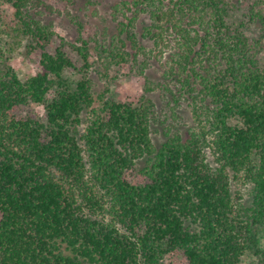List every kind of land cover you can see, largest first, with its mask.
<instances>
[{"label": "trees", "instance_id": "1", "mask_svg": "<svg viewBox=\"0 0 264 264\" xmlns=\"http://www.w3.org/2000/svg\"><path fill=\"white\" fill-rule=\"evenodd\" d=\"M5 1L41 69L0 75V264H167L171 253L182 264H264V0L239 25L236 0L113 6L123 18L110 45L96 46L102 63L143 75L160 55L159 86L189 103L193 124L168 126L163 139L150 84L138 103L104 92L95 105L86 37L68 44L77 61L62 40L52 45L38 16L78 0ZM241 180L247 201L232 193Z\"/></svg>", "mask_w": 264, "mask_h": 264}, {"label": "rangeland", "instance_id": "2", "mask_svg": "<svg viewBox=\"0 0 264 264\" xmlns=\"http://www.w3.org/2000/svg\"><path fill=\"white\" fill-rule=\"evenodd\" d=\"M121 0H101L96 5L88 3V0H78L74 6L67 7L65 4L58 3L55 6V12L42 13L38 16L44 23L50 25L54 31L52 45H60L61 42H65L66 50L77 61L79 57L76 51L72 49L71 44L79 45L80 36H85L89 42L90 51L92 52L93 66L87 71V78L92 82L93 93L96 100L95 105L98 104L102 93L106 92L108 98H112L118 102H132L138 103L143 96L144 89L147 84H150L154 90L151 93H147L154 102L157 104V111L159 113V119L155 126L158 132L155 134V138L163 139L164 132L168 126L172 128H181L182 132H185L188 127L193 124L192 114L190 112L189 103L181 98L177 103L174 102L172 97L159 86L160 83L166 84L163 75L165 73V58L160 59L153 57L150 61V67L145 69V74H138L136 70L131 69V65L128 68L120 69L117 65H111L108 68L106 64L102 63V59L105 54L101 53L102 57H99L96 51V46H109L114 33L118 30L117 19L123 18V15L113 9V6ZM238 1V7L231 16V23L239 25L245 19L244 15L248 10V4L252 0H236ZM0 48L2 51V57L0 59V75L5 72L8 67H12L18 76L22 80H26L29 77L35 75L40 71L41 66L38 60L33 59L29 51V43L31 39L29 37H23L17 30L14 17V8L11 4L5 0H0ZM84 29L83 35L80 28ZM108 32V35H106ZM252 36L258 35V28L254 25L250 26V30L247 31ZM141 34H139L140 37ZM126 36L124 33L123 37ZM62 40V41H61ZM141 43L148 49L153 47V41L146 38L141 39ZM70 44V45H68ZM102 58V59H101ZM141 58L144 57L141 55ZM113 77L115 79L113 80ZM73 79H80L81 75L71 76ZM169 98V103L168 99ZM35 109L41 110L37 105H33ZM87 111L82 114L81 130L86 127ZM164 122L163 124H161ZM176 130H172V133ZM241 181L233 182L232 193L237 195V191H240V196L247 201L249 197L250 186L243 185ZM264 242V241H263ZM264 248V245H263ZM182 259L176 254L171 253L166 257L167 264H182ZM242 264H259V260L256 256L246 257Z\"/></svg>", "mask_w": 264, "mask_h": 264}]
</instances>
